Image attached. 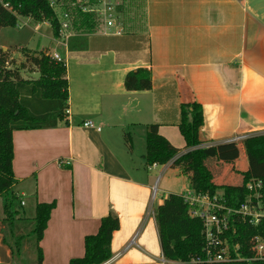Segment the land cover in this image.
<instances>
[{
	"label": "crops",
	"instance_id": "0c3cea01",
	"mask_svg": "<svg viewBox=\"0 0 264 264\" xmlns=\"http://www.w3.org/2000/svg\"><path fill=\"white\" fill-rule=\"evenodd\" d=\"M142 5L123 36L99 29L75 32L71 50L51 29L52 50L13 53L0 44L18 64L26 60L22 53H46L60 55L67 66V119L56 128L13 132L14 189L32 201L34 212L39 204L57 203L39 245L44 264L84 258L86 236L96 235L110 213L121 221L111 264H161L155 209L189 189L190 181L174 160L147 165L146 137L148 127L157 125L179 156L191 151L179 128L182 105L197 102L205 111L200 148L207 149L206 167L219 188L234 186L229 182L248 170L244 140H232L264 134V0H143ZM139 68L152 73V89L129 92L126 76ZM27 70H21L23 78ZM27 74L30 80L40 76L36 68ZM66 161L70 164L61 166ZM171 173L189 185L180 194L160 189ZM155 186L159 192L152 200ZM6 229L1 206L0 264H13Z\"/></svg>",
	"mask_w": 264,
	"mask_h": 264
},
{
	"label": "trees",
	"instance_id": "16d2710c",
	"mask_svg": "<svg viewBox=\"0 0 264 264\" xmlns=\"http://www.w3.org/2000/svg\"><path fill=\"white\" fill-rule=\"evenodd\" d=\"M58 5L63 3V11L71 13L73 30L77 34H92L99 29V24L92 14L83 13L75 7L77 0H56ZM143 0H123L119 11L122 13L123 24L127 28L136 19L130 15L143 9ZM135 12L138 16L139 13ZM30 19L36 24L48 23L53 30L54 38H61V27L58 12L51 7V0H0V33L7 27L17 28L19 19ZM127 30V29H126ZM79 42V41H78ZM76 42V43H78ZM70 43V42H69ZM72 49L73 43L69 46ZM26 65L22 69L12 67L9 62V52H4L0 45V198L4 201L5 222L11 233L15 229L18 208L23 200H18L14 192L16 177L13 169L15 158L14 131L46 130L56 128L68 117L69 80L65 62L54 61L50 54L43 53L31 56L26 53ZM29 62V65L27 64ZM36 68L40 76L37 80L24 79L21 70ZM125 88L129 92L151 91L153 86L152 73L147 69L133 70L126 76ZM181 121L179 128L186 141V146L192 149L185 155L171 145L159 133L157 125L148 127L146 137V164L168 165L174 160L184 176L189 177L190 188L198 193L214 195L222 191L229 206L239 208L248 196L247 184L251 181H264V134L253 136L243 141L249 169L241 173L242 186L225 185L219 188L212 181V175L206 167V150L203 146L202 132L205 125V111L197 102L181 106ZM129 138L127 141L129 143ZM57 203L39 204L34 218L35 225L32 236L38 244V261L44 264L43 251L39 247L43 240L51 214ZM189 206L181 195L172 194L165 199L163 205L155 209L158 235L161 250L165 260L169 262H191L193 258L203 257L205 235L200 219L189 215ZM21 220V219H20ZM18 218V221H20ZM120 219L110 213L102 218L99 232L86 236L85 257L73 259L70 264H103L113 258V234L119 231ZM235 232L229 234L232 246L239 244L243 257L251 258L249 250L251 238L264 235V225L253 227L249 224H236ZM22 236L14 235L13 245L6 239L13 257L22 250ZM15 245V246H14ZM22 245V246H21ZM235 264H264L262 262H244Z\"/></svg>",
	"mask_w": 264,
	"mask_h": 264
},
{
	"label": "built area",
	"instance_id": "2783aa9c",
	"mask_svg": "<svg viewBox=\"0 0 264 264\" xmlns=\"http://www.w3.org/2000/svg\"><path fill=\"white\" fill-rule=\"evenodd\" d=\"M123 1L120 0H77L75 7H79L83 13L95 16L99 24V30L106 36H123L126 27L123 24L122 13L119 8ZM51 7L56 11L58 5L56 1L51 2ZM61 27V38L65 47L69 46V40L74 35L72 14L63 11L58 14ZM58 63L65 62L58 54L50 55ZM86 127L95 128L92 122L85 123ZM101 128H97L100 131ZM247 139L246 137L235 138L233 142ZM69 165L70 161L61 162ZM159 164H153L157 167ZM152 166V168H153ZM247 200L239 207L234 208L228 205L222 191L214 195L209 193H198L189 187L181 194L186 204L189 206V215L200 219L203 224V234L205 235V247L203 257H196L191 262H169L163 258L161 264H235L264 261V235L254 236L250 240L249 250L253 256L243 257L239 244L232 246L229 237L230 232H235L236 224H249L253 227L264 225V181L254 180L247 184ZM159 189L154 187L152 200L158 195ZM23 206L24 202L21 203ZM103 264H111L110 261Z\"/></svg>",
	"mask_w": 264,
	"mask_h": 264
},
{
	"label": "rangeland",
	"instance_id": "374dc122",
	"mask_svg": "<svg viewBox=\"0 0 264 264\" xmlns=\"http://www.w3.org/2000/svg\"><path fill=\"white\" fill-rule=\"evenodd\" d=\"M56 1V0H51ZM57 2V1H56ZM58 5V3H57ZM63 3H60L58 5L57 12L58 14H61L63 12L62 8ZM134 18L136 15L134 12L130 15ZM74 18V16L72 15ZM52 28L50 26H45L41 24H36L31 20L25 19H19V24L17 28L14 27H7V29L2 30V34L0 35V44L9 47L12 52L20 53L18 51V48H23V50L28 49V51L33 52H40L43 50V48H49V50H52ZM23 54V59H25V55ZM43 54V53H42ZM9 62L13 65H17V67H20L21 65H26V60L22 61L21 64H18V62L12 61L9 59ZM21 62V61H20ZM29 65V62H27ZM30 71L28 69L26 71V74H24V78L27 77L30 78V76L27 74ZM246 166H248L249 169V162L247 160H244ZM167 183H164L160 185V189L163 191V189L174 191L175 193H182L185 188H188V183L185 181V178L182 176H177L175 174H170L167 177ZM233 182H229L230 184H233L234 186H242L244 180L240 178H233ZM188 190V189H187ZM15 194L18 197V200H26V203L28 204L26 207L20 206L18 210L20 211V216L18 217L20 221H18V218L16 220V223L18 224L15 226V229L13 230V233H11L9 226L7 225L6 229V240L13 245L14 235L16 236H22L23 242H22V250L19 254L14 256V263L13 264H39V257H38V244L36 242V239H34V236H32V230L35 225L34 217L36 215V212H34L33 203L30 199H25L20 191L18 189H14ZM160 199V198H159ZM4 201L2 198H0V208L3 205ZM33 213L34 217H32L31 213ZM15 246V245H14Z\"/></svg>",
	"mask_w": 264,
	"mask_h": 264
}]
</instances>
